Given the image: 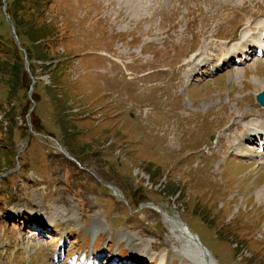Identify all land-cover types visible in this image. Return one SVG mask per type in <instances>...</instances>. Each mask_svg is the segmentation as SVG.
I'll return each instance as SVG.
<instances>
[{
	"label": "rangeland",
	"instance_id": "obj_1",
	"mask_svg": "<svg viewBox=\"0 0 264 264\" xmlns=\"http://www.w3.org/2000/svg\"><path fill=\"white\" fill-rule=\"evenodd\" d=\"M36 4L0 0V39L19 46L8 10L27 23ZM41 5L56 32L46 57L20 47L26 96L0 75V264H127L129 249L190 264L155 206L178 209L220 264H264V162L247 156L264 147L248 136L264 127V56L234 59L264 0Z\"/></svg>",
	"mask_w": 264,
	"mask_h": 264
},
{
	"label": "trees",
	"instance_id": "obj_2",
	"mask_svg": "<svg viewBox=\"0 0 264 264\" xmlns=\"http://www.w3.org/2000/svg\"><path fill=\"white\" fill-rule=\"evenodd\" d=\"M16 1L21 3L27 0ZM32 1H35L37 4L35 6H29L28 14L31 16V20L27 23H24V21L19 18L17 9L8 10L10 18L16 27L21 46L27 51V57L30 61L34 59L35 51L39 53L41 51L43 56L45 55L44 57L50 54L49 50L45 47H41V40L56 32V27L51 22H47V20H40L43 7L41 2H43V0ZM26 37L30 40L31 45L26 43ZM0 52L5 53L3 58L0 57V75L8 87L9 95L15 98L21 95L26 96L25 94L28 90H26V88L31 84L32 79L25 67L23 51L18 45L13 44L12 46V43L9 41L4 42L0 39ZM31 70H34L33 66ZM34 99L38 104L37 98L34 97Z\"/></svg>",
	"mask_w": 264,
	"mask_h": 264
},
{
	"label": "bare ground",
	"instance_id": "obj_3",
	"mask_svg": "<svg viewBox=\"0 0 264 264\" xmlns=\"http://www.w3.org/2000/svg\"><path fill=\"white\" fill-rule=\"evenodd\" d=\"M251 26H252V23L250 21L246 23L245 25V29L247 30L243 35L245 36L244 37L245 43H243L240 51H237L238 53L234 54V55H237L236 57H234L235 63L236 62L243 63L247 60L250 61L253 58V55L264 56V28H260L259 33L257 34L253 33L252 35L251 32L249 34V31L251 30ZM255 126H256V129L255 127L251 128L250 131L248 132V136H253V137L255 136L256 144L259 143L258 137L264 142V127L258 126L257 128V125ZM249 155L257 156L259 159L263 160L264 162V147L260 151L249 152L247 156ZM113 190L116 195L122 194L118 191V188L116 187ZM154 208L162 213L163 219L165 223L167 224L171 237H173L174 240H177L181 244V246L179 247V251L182 254V256H184L187 263H190V264H218L217 259L213 256L212 252L209 249L206 252L201 248L196 238L193 237L189 233V231L184 227V225L181 223L178 217L169 216V214L164 213L163 210L158 206H155ZM49 225H51L50 222H49ZM102 226H103V223L101 221L93 222V227H92L93 232L92 233L94 234V237H97L101 233ZM140 257L142 256L134 252L132 253L130 252L129 258H130L131 263L128 262V264H139L140 261L142 260L140 259ZM92 264H101V262L98 260H94Z\"/></svg>",
	"mask_w": 264,
	"mask_h": 264
},
{
	"label": "water",
	"instance_id": "obj_4",
	"mask_svg": "<svg viewBox=\"0 0 264 264\" xmlns=\"http://www.w3.org/2000/svg\"><path fill=\"white\" fill-rule=\"evenodd\" d=\"M11 25H12V23H11ZM12 31H13V33L16 35V31H15L14 27L12 28ZM16 39L18 40V36H17V35H16ZM33 82H34V81H33ZM31 90H32V87H31V89H30V96H31ZM257 99H258V101H259L262 105H264V91H262L261 93H259V94L257 95ZM112 187H113V189L115 188L114 185H112ZM172 209H174V208H172ZM174 212H175L176 216L180 219V221H181V223L184 225V227L189 231V233H190L193 237L196 238V240H197V242L200 244L201 248H202L204 251L207 252L208 249H207L206 246L201 242V240H200L198 234L194 233V232L189 228L187 222L184 221V219L181 217L180 212H179L178 210H175V209H174Z\"/></svg>",
	"mask_w": 264,
	"mask_h": 264
}]
</instances>
